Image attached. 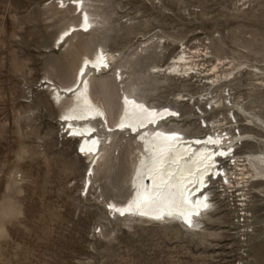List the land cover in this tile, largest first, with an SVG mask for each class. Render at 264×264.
<instances>
[{"label": "rangeland", "instance_id": "obj_1", "mask_svg": "<svg viewBox=\"0 0 264 264\" xmlns=\"http://www.w3.org/2000/svg\"><path fill=\"white\" fill-rule=\"evenodd\" d=\"M58 1L62 0H0V264H264L263 182L246 187L255 228L246 241L233 234L232 211L212 202L215 209L204 220L202 233L188 232L177 222L142 223L134 213L121 218L106 203L111 204V198L127 203L134 187L111 191L100 179L90 194L91 183L82 189L85 174L92 173L78 155L82 146L77 148L72 134L58 122L63 106L53 102L45 85L47 77L56 84L70 83L78 56L91 53L96 44L111 52L124 50L128 69L146 73L155 58L138 60L129 54L148 36L163 32L178 41L167 46L166 57L177 55L185 43L192 51L202 50L203 70L217 64L224 73L244 63L233 82L222 83V97L229 90L233 103L241 102L264 121V0H85L104 28L78 36L74 49L61 50L53 48L58 32L77 22L79 15L73 14L74 7L60 9ZM143 87L150 89L149 84ZM183 89L196 93L201 86L195 81L186 87L159 86L148 100L165 103ZM203 94L206 100L216 95ZM118 109L116 104L114 112ZM205 114L208 119L221 117L217 107ZM236 117L240 132L248 131ZM105 127L100 129L102 136L107 135ZM115 139L118 148L112 154L125 163L130 140ZM236 143L241 154L264 149L252 141ZM126 164L132 167L131 161ZM216 183L211 184L213 202ZM238 199L232 198L234 203Z\"/></svg>", "mask_w": 264, "mask_h": 264}, {"label": "bare ground", "instance_id": "obj_2", "mask_svg": "<svg viewBox=\"0 0 264 264\" xmlns=\"http://www.w3.org/2000/svg\"><path fill=\"white\" fill-rule=\"evenodd\" d=\"M62 1L65 9L74 7L73 14L79 17L77 22H70L60 29L53 42V48L57 50L66 46L75 47H72V42L78 36L93 33L104 24L102 22L100 25L103 20L94 18L85 0ZM176 42L166 33L152 34L138 49L132 51L129 56L138 60L155 58L143 74L128 69V57L124 50L111 52L104 45L96 44L91 53L85 52L78 56L70 83L56 84L47 77L45 85L50 90L53 102L63 106L58 122L69 131L66 134H72L70 138L77 143V148L82 146L88 170L92 173L89 177L85 174L83 190L86 186L88 189L91 183L90 194L100 179L108 182L107 188L111 191H121V187L131 190L133 186L134 200L132 198L121 204L113 202L111 198L112 203H106L111 205V213L118 211L122 215L118 212L116 214L121 218L134 213L142 218V223L147 224L160 222L169 225L177 222L188 232L202 233L205 230L204 220L215 209L211 199L212 191L206 188L208 180L215 178L217 158L230 157L229 153L236 148L234 142L238 140L264 146V121L246 110L241 102L234 100V103L230 102L234 108H229L226 105L227 99L222 97L221 92H225L222 83L233 82L236 79L235 71L244 63L235 65L234 60L231 63L234 65L224 73L219 72L217 64L209 70H203L202 64L198 62L199 51L188 49L182 41H179L182 49L177 55L165 56L167 46ZM164 59L167 61L162 64ZM250 68L261 70L257 66ZM112 79L117 84L116 92ZM203 80L207 86L202 88ZM193 81L198 82L201 91L192 93L183 89L172 94L171 99L168 97L165 103L148 100L159 86L178 83L186 87ZM118 83L124 88L118 86ZM145 84H149L150 89H145ZM204 92L216 95L206 100ZM113 99H117V103ZM116 104L119 109L114 112ZM202 104L205 109L209 104L214 105L221 114L222 119L215 117L209 123L205 122L210 124L208 127L214 132L231 123L229 120L232 113L235 119L236 115L241 117L242 125L248 131L232 134L229 130L228 140L220 134L216 138L212 133L202 136V122L199 121L203 112ZM101 127L108 130L105 131L107 135L102 136ZM254 130L261 133H252ZM117 136H128V139L134 136L125 144L128 152L124 158L125 163L117 162L118 159L112 154L118 148ZM107 141L111 143L110 147L106 146ZM235 154L241 157L244 155L241 161L244 163L235 164V181L222 179V183L224 189L240 188L237 191H241L240 196L248 202V184L264 183V149ZM128 161L132 163L130 169L126 167ZM232 170L226 172V176H230Z\"/></svg>", "mask_w": 264, "mask_h": 264}, {"label": "built area", "instance_id": "obj_3", "mask_svg": "<svg viewBox=\"0 0 264 264\" xmlns=\"http://www.w3.org/2000/svg\"><path fill=\"white\" fill-rule=\"evenodd\" d=\"M58 7L60 9L64 8L63 1L58 3ZM190 47H192V46L190 45ZM206 47L207 46H205V48ZM193 51H197V50H193ZM198 51L200 52V53L198 52V55L200 56L199 58L205 57V55H202V53H201L202 50H198ZM203 51L205 54L206 50L204 49ZM199 58H198V62H200ZM226 92L227 93L225 94V98L230 103V102H232V93L229 90ZM212 97L213 96H211V98ZM211 98H209L208 100H210ZM208 106H209L208 110H204L203 112H208L210 110L214 111L216 108L214 105H211V104H209ZM203 112L201 113L202 115H200L201 119H202V126H203L202 136H204V134H207V133L208 134L212 133V134H215V136H213V137L216 138L220 134L223 136V138H225V140H228L229 130L231 131L232 134H239L240 133V130L238 128V123H239L238 118L235 119L233 117V115L231 118V123H229V125L227 124L226 126L221 127V129H219L217 132H214L212 129H210L208 127V125H210V124H207V123H209L210 119H208L206 117L207 115ZM218 119H222V118L220 117ZM205 122H207V123H205ZM207 138H210V135H207ZM237 144L238 143H236V141H235L234 145L236 146ZM235 152H236V149H233L232 152L229 153L230 157L225 158V159L217 158V162H216L217 167H215L216 168L215 169L216 174L214 176L215 178H213L214 182H217L216 184H218L217 186H215V188L217 190H216V192H214L215 193L214 205L217 208L221 207L222 209H220V210L224 209L226 212L232 211L231 222H233V227H234V228L232 227V229L234 231L233 234L239 236L241 241H246L248 239V237L253 233V231H255V228H253V222L251 221V216H250L249 211L247 209L249 202H246L244 200V198L242 196H240L241 195L240 191L237 192V190H239L240 188H234V189L232 188L229 190L226 188V190H225L224 189L225 185L222 183V179H223V181H225V179H229V180L233 179L232 181H235L236 174H237L235 164L236 163H239V164L244 163V162H241V161H243V158L240 156H237L235 154ZM78 155L81 156L82 158H85L84 152H79ZM234 155H236V157H234ZM231 169H233L232 171H230L231 175L226 176V172H229V170H231ZM246 180H249V179H246ZM226 191H232V192H229L227 194ZM234 195L236 197H239V199H238V201H236V203H234L232 200Z\"/></svg>", "mask_w": 264, "mask_h": 264}, {"label": "clouds", "instance_id": "obj_4", "mask_svg": "<svg viewBox=\"0 0 264 264\" xmlns=\"http://www.w3.org/2000/svg\"><path fill=\"white\" fill-rule=\"evenodd\" d=\"M67 132H69L67 129H66V132L65 133H67ZM69 134H71V133H69ZM211 178L208 180V186H207V188H206V190L208 189L209 191L212 189V188H210L211 187V184L213 183V182H211ZM212 191V190H211ZM213 198H214V194H213ZM213 200V199H212Z\"/></svg>", "mask_w": 264, "mask_h": 264}, {"label": "snow or ice", "instance_id": "obj_5", "mask_svg": "<svg viewBox=\"0 0 264 264\" xmlns=\"http://www.w3.org/2000/svg\"><path fill=\"white\" fill-rule=\"evenodd\" d=\"M157 218H159V217H157Z\"/></svg>", "mask_w": 264, "mask_h": 264}]
</instances>
